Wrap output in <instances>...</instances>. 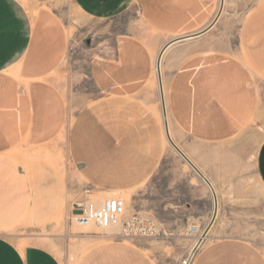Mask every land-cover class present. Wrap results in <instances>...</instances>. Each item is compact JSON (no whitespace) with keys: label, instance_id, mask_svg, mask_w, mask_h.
Instances as JSON below:
<instances>
[{"label":"crops","instance_id":"1","mask_svg":"<svg viewBox=\"0 0 264 264\" xmlns=\"http://www.w3.org/2000/svg\"><path fill=\"white\" fill-rule=\"evenodd\" d=\"M232 2L253 3L238 45L222 25ZM73 4L97 23L134 16L113 46L76 58L53 7L0 0V264H67L64 252L76 255L74 264H155L118 228L89 233L71 214L89 198L133 199L167 177L168 130L212 196L244 195L248 134L264 122V0ZM256 154L264 186V139ZM192 264H264V247L219 238Z\"/></svg>","mask_w":264,"mask_h":264},{"label":"rangeland","instance_id":"2","mask_svg":"<svg viewBox=\"0 0 264 264\" xmlns=\"http://www.w3.org/2000/svg\"><path fill=\"white\" fill-rule=\"evenodd\" d=\"M23 1L27 5L53 7L63 16L72 37V52L76 58H82L84 52L96 49L100 44L113 46L114 42L110 39L134 16L129 15L114 22L97 23L79 15L73 0ZM220 1L223 7L225 0ZM252 5L251 2L226 4L222 25L231 29L236 45L239 43L241 24ZM106 40H109L108 43ZM85 85L90 87L91 82L88 81ZM161 91L160 87V93ZM161 118L166 128L165 108L161 112ZM167 132L169 154L164 164L169 163L168 168L172 172L158 183L153 179L149 185L140 188L133 199L128 193L116 196L125 201L127 214L141 211L158 222L161 228L158 236L136 240L148 249L154 263L192 264L203 245L225 237L251 240L264 247V186L258 180L255 170L256 152L264 139V122L257 123L248 134L252 156L248 173L244 175L243 196H212L210 189L206 190L197 179L199 172L186 164V158L174 147L169 130ZM170 181L173 182L170 183L173 189L168 188ZM81 229L93 234L101 232L96 226ZM20 235L12 234L13 238ZM16 241L19 242L18 239ZM59 256L67 264H74L76 261V255L72 253L66 255L64 252Z\"/></svg>","mask_w":264,"mask_h":264},{"label":"built area","instance_id":"3","mask_svg":"<svg viewBox=\"0 0 264 264\" xmlns=\"http://www.w3.org/2000/svg\"><path fill=\"white\" fill-rule=\"evenodd\" d=\"M87 194L91 191L87 190ZM125 201L120 197H110L102 201L89 198L85 203H78L71 214V220L84 228L96 226L104 236L111 228H118L117 237L138 240L154 238L161 233L155 219L137 211L127 214Z\"/></svg>","mask_w":264,"mask_h":264},{"label":"bare ground","instance_id":"4","mask_svg":"<svg viewBox=\"0 0 264 264\" xmlns=\"http://www.w3.org/2000/svg\"><path fill=\"white\" fill-rule=\"evenodd\" d=\"M222 5V4H221ZM160 59H158L157 58V65H156V75H157V77L159 78V72H160V61H159ZM161 74V73H160ZM161 93H162V95L164 96V92L163 91H161ZM162 96V97H163ZM164 100V99H163ZM163 105H165V104H163ZM166 135H168V132H166ZM174 144V143H173ZM175 147V146H174Z\"/></svg>","mask_w":264,"mask_h":264},{"label":"water","instance_id":"5","mask_svg":"<svg viewBox=\"0 0 264 264\" xmlns=\"http://www.w3.org/2000/svg\"><path fill=\"white\" fill-rule=\"evenodd\" d=\"M174 146H175V148L177 149V151L181 154V156H184V154H182L181 153V151L177 148V146L174 144ZM185 158H186V160L188 161V162H190V160H188V158L186 157V156H184ZM193 168H194V166H193ZM196 170V169H195ZM197 171V170H196ZM198 172V171H197ZM199 174H201V176L203 177V174L201 173V172H199Z\"/></svg>","mask_w":264,"mask_h":264}]
</instances>
